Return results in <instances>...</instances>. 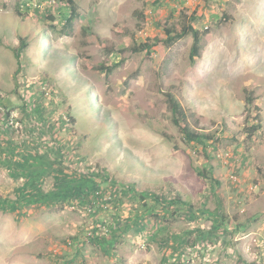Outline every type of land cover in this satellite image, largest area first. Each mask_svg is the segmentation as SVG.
I'll use <instances>...</instances> for the list:
<instances>
[{
    "label": "rangeland",
    "instance_id": "rangeland-1",
    "mask_svg": "<svg viewBox=\"0 0 264 264\" xmlns=\"http://www.w3.org/2000/svg\"><path fill=\"white\" fill-rule=\"evenodd\" d=\"M52 1L0 0V264H264V0Z\"/></svg>",
    "mask_w": 264,
    "mask_h": 264
},
{
    "label": "trees",
    "instance_id": "trees-1",
    "mask_svg": "<svg viewBox=\"0 0 264 264\" xmlns=\"http://www.w3.org/2000/svg\"><path fill=\"white\" fill-rule=\"evenodd\" d=\"M67 4L69 5L68 9H59V16L60 21H62L63 27L67 28L71 24L72 20L74 19L76 15V8L73 4L72 0H66ZM20 7V6H19ZM21 10V9H20ZM16 13L18 15H23L21 11L18 10ZM51 17L50 15L48 18ZM53 18V17H52ZM51 18V19H52ZM164 32L166 36L162 39L163 44L165 45H172L176 41H178L180 38L186 36L187 34H191L193 37V41L191 44V48L189 51V59L190 61H194L196 57L200 56L201 51V33L196 30L191 24H182L179 28H168L164 27ZM159 46V41L157 42H140L139 44H135L132 47V50L134 52L139 51H145L146 54H149L151 52V49L153 46ZM26 47V43L21 40V44L17 47L12 48L13 54L18 62V67L16 69V72H19L21 67L19 65V58L20 54L23 48ZM166 102L168 105V109L171 112V122L174 126H176L179 133L182 135L183 141L185 143H197L202 146L200 150H198L199 153H202L204 157H209L206 153L207 148L212 144V136L209 134H204L200 132L198 129L193 127L190 124V121L188 120L187 113L185 109L181 106V104L174 98V96L171 93H166ZM245 102L247 105L253 104V97L251 95H247L245 98ZM257 108L256 106H254ZM7 108V107H6ZM9 109H6V114H9ZM260 129V116L259 114H255L253 119L249 120V116L244 117V123H243V132L246 136V138L251 139L253 134ZM197 174L203 177H206L208 180L214 183V186L219 185V182L213 177L211 170L206 168L197 169ZM169 205H183L186 204L185 201L181 199L178 195L174 199H170ZM181 264V262H180Z\"/></svg>",
    "mask_w": 264,
    "mask_h": 264
},
{
    "label": "built area",
    "instance_id": "built-area-1",
    "mask_svg": "<svg viewBox=\"0 0 264 264\" xmlns=\"http://www.w3.org/2000/svg\"><path fill=\"white\" fill-rule=\"evenodd\" d=\"M51 2H53L52 0H48V3L50 4ZM26 6H28V3L25 4ZM25 5H20V8L22 9Z\"/></svg>",
    "mask_w": 264,
    "mask_h": 264
}]
</instances>
